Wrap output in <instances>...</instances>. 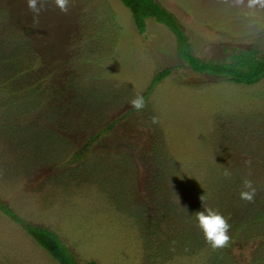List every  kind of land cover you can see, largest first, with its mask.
Listing matches in <instances>:
<instances>
[{
    "label": "rangeland",
    "instance_id": "obj_1",
    "mask_svg": "<svg viewBox=\"0 0 264 264\" xmlns=\"http://www.w3.org/2000/svg\"><path fill=\"white\" fill-rule=\"evenodd\" d=\"M155 1L176 17L202 61H229L249 48L264 54V7ZM0 7L12 39L28 38L26 59L14 65L27 68L58 113L12 112L0 89V200L56 233L80 264H209L208 246L187 256L156 247L174 228L197 224L188 202L217 161L256 189L264 185V79L243 85L193 71L167 27L147 18L137 32L120 0H68L66 11L43 0L38 15L25 0H0ZM9 64L0 58V70ZM165 68L170 73L149 90ZM136 94L145 101L139 110L129 103ZM48 131L57 134L51 144ZM55 148L63 157L45 162ZM177 205L186 221L170 211ZM256 241L230 248L236 241L229 240L224 255L251 264ZM0 264L59 263L0 212Z\"/></svg>",
    "mask_w": 264,
    "mask_h": 264
},
{
    "label": "trees",
    "instance_id": "obj_2",
    "mask_svg": "<svg viewBox=\"0 0 264 264\" xmlns=\"http://www.w3.org/2000/svg\"><path fill=\"white\" fill-rule=\"evenodd\" d=\"M82 1L85 3L90 0ZM120 2L129 9L137 32L143 33L145 31V20L147 18H153L158 23L167 27L175 38L177 54L193 71L222 77L232 83L243 85H252L264 79V54H259L257 50L249 48L232 52L229 61H202L193 54L189 36L181 28L176 17L160 3L155 0H120ZM5 17L6 14L4 15V10L1 8L0 58L5 57L6 61H10L8 67L0 70V89L5 99L2 105L10 107L12 112L16 110L18 112L23 110L28 111L30 109L41 110L42 112L44 110H52L54 112L52 117L57 118V106H53L52 104L47 106L45 104L47 103V96L41 90V87H36L35 84H32L26 78L27 68H19L14 65L17 59H26L24 55L28 52V45L25 41L27 42L28 38L26 37L25 40L23 38L12 39V30L6 28L8 23L4 20ZM170 70V68H165L158 71L151 80L149 90L164 79L170 73ZM145 96H147V93L144 94ZM58 112L61 113L62 111ZM84 116L86 117L87 114ZM45 134L47 135V142L49 144H51L53 138L57 135L55 131H48ZM59 153L61 152L56 151L55 148L50 149L47 154H43L42 156L46 160L45 162H56L59 161V158L63 157L62 155L58 156ZM219 165V161H217L214 167L204 174L203 180L199 182V184L202 183V186L194 190L188 204L190 207L193 205L194 208L199 210L212 208L227 218V222L230 225L228 231L230 240L236 241L229 243L228 246L230 248L233 245L250 244L251 241L257 240L258 249L255 247V250L260 253L256 259H253L254 262L251 264L259 262L264 264V185L258 186L257 189L253 186L256 191L251 201L242 200L239 197V192L243 187L242 180L245 178L250 180L251 178L244 174L239 176L232 169H229L231 175L226 177L223 174L224 171L219 169ZM89 168L91 169V166ZM201 204L204 205L203 208L199 207ZM183 208L184 206L177 205L176 208H170V211L175 212L177 216H182L181 210ZM0 212L17 223L59 264H80L52 230L26 221L1 200ZM181 216H179L180 219ZM187 218L189 217L182 216V219L185 221ZM148 230L147 246L151 247L154 242L152 235L154 237L155 233L159 230V224L155 225L154 223ZM167 246L170 249L169 252H174L179 256L192 254L196 247L204 249L208 246L212 251L209 256V264H233L224 255L223 247L213 249L209 246L197 224L188 227L182 225L180 228H174L171 235L163 238L156 249L163 251V249L166 250ZM171 248H173V251ZM85 264H96V262L89 260Z\"/></svg>",
    "mask_w": 264,
    "mask_h": 264
},
{
    "label": "clouds",
    "instance_id": "obj_3",
    "mask_svg": "<svg viewBox=\"0 0 264 264\" xmlns=\"http://www.w3.org/2000/svg\"><path fill=\"white\" fill-rule=\"evenodd\" d=\"M27 8L34 14L39 13L43 7V0H25ZM55 4L61 11H66L68 0H55ZM257 8L264 7V0H248V7L251 9L253 6ZM129 103L137 110L144 107V97L136 94ZM152 122L157 123V118L152 117ZM226 177L231 175V172L225 168L224 173ZM242 189L239 192V197L242 200L251 201L255 195L256 189L252 186V182L248 179L242 180ZM194 219L197 226L201 229L205 241L213 249L221 248L229 243L230 237L228 234L230 225L227 218L221 215L218 211L212 208H204L203 210H195Z\"/></svg>",
    "mask_w": 264,
    "mask_h": 264
},
{
    "label": "crops",
    "instance_id": "obj_4",
    "mask_svg": "<svg viewBox=\"0 0 264 264\" xmlns=\"http://www.w3.org/2000/svg\"><path fill=\"white\" fill-rule=\"evenodd\" d=\"M59 237V236H58Z\"/></svg>",
    "mask_w": 264,
    "mask_h": 264
}]
</instances>
